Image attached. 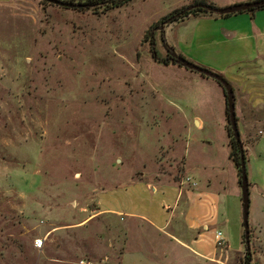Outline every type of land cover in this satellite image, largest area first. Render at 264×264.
Instances as JSON below:
<instances>
[{
    "label": "rangeland",
    "instance_id": "obj_1",
    "mask_svg": "<svg viewBox=\"0 0 264 264\" xmlns=\"http://www.w3.org/2000/svg\"><path fill=\"white\" fill-rule=\"evenodd\" d=\"M201 1L221 0H131L107 13L0 2V264H124L123 254L141 247L165 264H205L140 221L97 215L102 190L140 173L192 182L193 168L226 188L228 264H264V125L253 122L264 114H237L251 184L246 260L241 197L233 203L237 170L225 158L223 86L152 52L151 28L165 57L172 23H157ZM196 115L212 133L198 128ZM210 137L221 157L213 166L202 151ZM38 237L46 238L40 249Z\"/></svg>",
    "mask_w": 264,
    "mask_h": 264
},
{
    "label": "crops",
    "instance_id": "obj_2",
    "mask_svg": "<svg viewBox=\"0 0 264 264\" xmlns=\"http://www.w3.org/2000/svg\"><path fill=\"white\" fill-rule=\"evenodd\" d=\"M5 1L9 0H0ZM250 1L253 0H221L215 4L226 7ZM165 37L172 51L220 72L231 82L237 114L240 110L249 111V116L257 115L258 111L264 114V8L254 14L247 11L229 16L191 14L169 25ZM195 118L199 129L208 128L213 132L212 123L198 115ZM253 120L264 125V120L255 117ZM224 128L226 131V123ZM261 132L264 134V129ZM214 144L211 137L202 144L203 154L211 161V166L221 162ZM229 155L228 151L225 158L232 160ZM191 174L196 178H192V182L157 183L140 173L130 183L98 192L97 215L140 221L154 234L189 252L200 262L228 264L234 251L228 233V225L233 221L226 188L220 180L212 175L204 177L195 168ZM236 182L239 187L233 194V203L236 197H241L242 201L238 174ZM258 186L263 190L264 184L259 182ZM219 232L222 243H219ZM149 252L145 247L129 250L122 260L124 264H165Z\"/></svg>",
    "mask_w": 264,
    "mask_h": 264
},
{
    "label": "water",
    "instance_id": "obj_3",
    "mask_svg": "<svg viewBox=\"0 0 264 264\" xmlns=\"http://www.w3.org/2000/svg\"><path fill=\"white\" fill-rule=\"evenodd\" d=\"M45 2L52 3L54 5L63 6L66 8H75L81 9L86 8L88 5L83 2L67 1V0H41ZM262 5L261 1H250V2H241L226 7H215L207 6L202 4L191 5L188 8L193 9L195 7H203L208 11L218 13V14H233L238 12L247 11L252 8H260ZM172 56L176 59L178 64L185 66L191 70L198 71L206 76L212 77L220 81L225 89L227 96V106L229 108L230 122L234 131V136L239 142L241 151H242V160H241V191H242V202H243V225L245 229V241L247 249L251 250V224H250V207H251V184L249 180L247 162L244 157V144L241 137V131L239 128V123L237 120V111H236V96L235 90L231 82H229L220 72L208 68L201 64H198L194 61L187 59L184 56L177 54L175 51H172Z\"/></svg>",
    "mask_w": 264,
    "mask_h": 264
},
{
    "label": "trees",
    "instance_id": "obj_4",
    "mask_svg": "<svg viewBox=\"0 0 264 264\" xmlns=\"http://www.w3.org/2000/svg\"><path fill=\"white\" fill-rule=\"evenodd\" d=\"M69 1H78V2H83L86 3L88 6L86 8H81V9H94L97 12H102V13H107L112 9L115 8H119L120 6H123L124 4L128 3L131 0H69ZM253 1H261L262 5L260 6V8H252L247 10V12H251L252 14H254L257 10L264 8V0H253ZM198 4H202V5H207V6H212V4L207 3L205 1H201ZM102 7V10H99V8ZM199 15V14H216L214 12L208 11L206 8L203 7H195L193 9H189L188 7H183L181 9H178L176 11H174L172 14H170L168 17L164 18L162 21H159L156 25V27L161 28L159 25L163 24V25H168L170 23L173 22H177V21H181L183 19H185L186 17H188L189 15ZM218 14V13H217ZM234 14V13H233ZM223 16H229L231 14H221ZM149 33L151 35V43H152V52L154 55V58L160 61H163L164 63L170 64V63H176V59L173 58L172 56V51L171 49L168 47V53L165 57H159V54L157 52V49L155 48V33L153 32V27L151 28V30L149 31ZM149 35V34H148ZM164 37V36H163ZM168 46V45H167ZM181 65V64H179ZM222 86L223 84L218 81ZM224 88V86H223ZM225 90V89H224ZM226 95V92H225ZM226 105H227V96H226ZM226 118H227V131H228V135L230 137V157L235 165V168L237 170V174H238V179H239V183H241V160H242V151L239 145V142L236 140L235 136H234V131L230 122V114H229V108L228 106H226ZM237 120L239 123V117L237 116ZM242 137V134H241ZM243 141V140H242ZM244 143V142H243ZM244 157L245 160L247 162L248 157H247V150L246 148H244ZM249 175V174H248ZM244 237V243H246L245 241V233L243 235ZM247 248V245H246ZM251 257V250L246 251V260H250ZM249 264V263H248Z\"/></svg>",
    "mask_w": 264,
    "mask_h": 264
},
{
    "label": "built area",
    "instance_id": "obj_5",
    "mask_svg": "<svg viewBox=\"0 0 264 264\" xmlns=\"http://www.w3.org/2000/svg\"><path fill=\"white\" fill-rule=\"evenodd\" d=\"M67 1H69V0H67ZM193 184L196 185L197 183H196V182H193ZM221 235H222V233L219 232V233H218L219 243H220V242L222 243ZM45 240H46L45 237H38V238H36V239H35V242H34V243H35V246H36L37 248H41V247H43V245L45 244ZM80 264H92V263H87V262H85L84 260H81V261H80Z\"/></svg>",
    "mask_w": 264,
    "mask_h": 264
}]
</instances>
